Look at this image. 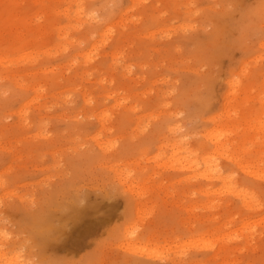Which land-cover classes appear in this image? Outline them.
<instances>
[{
  "label": "rangeland",
  "instance_id": "obj_1",
  "mask_svg": "<svg viewBox=\"0 0 264 264\" xmlns=\"http://www.w3.org/2000/svg\"><path fill=\"white\" fill-rule=\"evenodd\" d=\"M11 262L264 264V0H0Z\"/></svg>",
  "mask_w": 264,
  "mask_h": 264
},
{
  "label": "bare ground",
  "instance_id": "obj_2",
  "mask_svg": "<svg viewBox=\"0 0 264 264\" xmlns=\"http://www.w3.org/2000/svg\"><path fill=\"white\" fill-rule=\"evenodd\" d=\"M206 159H207V158H206ZM204 160H205V159H204ZM208 162H211L210 159H209ZM204 163H205V161H204ZM210 164H211V163H210ZM212 164H213V163H212ZM205 165H207V163H206ZM208 166H209V163H208ZM208 166H207V167H208ZM204 167H205V166H204ZM207 167H206V169H208ZM210 167H211V166H209V169H210ZM212 167H214V166H212ZM209 169H208V170H209ZM212 169H213V168H212ZM208 170H207V171H208ZM214 170H215V169H214ZM214 170H210V171L213 172ZM215 172H216V170H215ZM68 208H70V207H68ZM75 208H76V207H75ZM95 210H96V209H95ZM97 213H98V212H97ZM72 215H74V214H72ZM79 215H80V214H79ZM81 216H82V215H81ZM83 216H84V215H83ZM79 217H80V216H79ZM52 223H53V222H52ZM70 223H71V222H70ZM45 224H46V223H44V225H45ZM67 224H68V223H67ZM40 225H41V224H40ZM42 225H43V224H42ZM48 225H49V224H48ZM77 225H78V224H77ZM40 227H41V226H40ZM75 227H76V225H75ZM77 227H78V226H77ZM47 231L50 232L49 230H47ZM47 231H46L45 233H48ZM49 234H50V233H49ZM44 235H45V234H44ZM48 236H49V235H48ZM45 237H47V235H45ZM65 237H66V236H65ZM63 238H64V237H63ZM63 238H62V239H63ZM56 239H58V238H56ZM39 240H40V239H39ZM51 240H52V239H51ZM56 243H57V242H56ZM59 244H60V243H59ZM35 255H36V254H35ZM37 255H38V254H37ZM9 262H10V261H9ZM45 263H46V262H45ZM9 264H10V263H9ZM11 264H12V262H11ZM13 264H14V263H13Z\"/></svg>",
  "mask_w": 264,
  "mask_h": 264
}]
</instances>
